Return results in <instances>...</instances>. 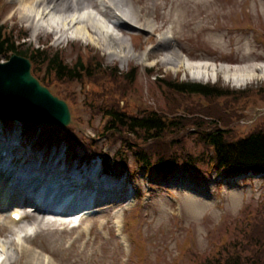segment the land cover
<instances>
[{
    "label": "rangeland",
    "instance_id": "374dc122",
    "mask_svg": "<svg viewBox=\"0 0 264 264\" xmlns=\"http://www.w3.org/2000/svg\"><path fill=\"white\" fill-rule=\"evenodd\" d=\"M124 2L138 14L140 7H144L134 0ZM21 4V0H2L0 25L8 32L26 28L30 32L29 44L46 46L52 52L62 49L67 63L77 60L81 47L89 46L90 51L101 55L104 66L116 67L122 74L138 67L139 74L131 88L135 87V91L124 101L119 94L115 95L130 111L142 108L166 111L172 103L153 83L155 77L146 72L152 68L157 76L172 74L180 81L219 84L229 89L230 95L219 99L194 96L180 101L183 108L180 114L186 108L213 114L221 111L222 122L206 131L226 130L229 139L237 140L264 130V97L253 92L264 87V77L245 79L234 75L233 70L212 75L177 68L166 63L171 50L164 46L165 40L171 41L173 48L192 62L230 67L264 63V0H146V15L133 21L138 28L132 30L114 24L122 20L104 19L95 12L110 34L126 39L139 54L148 52L146 63L132 59L124 65L118 60L112 62L105 43L83 39L84 32L73 25H67L60 45L53 42L48 25H60L61 18L54 23L48 18L40 30L36 29L33 21L21 18ZM88 51L83 54L88 55ZM51 91L61 99L66 95L70 98L66 101L71 109V124L66 128L44 126L27 137L24 123L1 120L0 134L5 139L21 138L20 149L11 155L15 160L23 155L29 164L42 157L49 164L60 156L71 168L88 169L102 165L100 156L106 157L111 169L108 177L115 185L104 188V195L110 200L98 204L80 226L74 223L75 216L66 222V215H54L49 210L39 215L40 219L57 221L47 228L44 221L40 224L43 229L33 225L30 216L12 225L10 212L19 208L3 207L0 240L13 242L11 260L28 264L32 257L21 258L16 248V242L28 235L33 241L26 245L52 264H213L217 254L226 263L230 252L252 257L250 264L264 263V227L257 225L258 222L264 225V175L228 174L211 163L198 164L195 168L183 162L172 172L157 173L139 166L133 157L129 158V170L122 172L114 157L119 142L112 145L99 136L103 118L85 109L81 84L54 83ZM69 128L73 129V142L68 144L64 139L71 133L67 131ZM195 130L190 127L179 138L186 141L183 146L187 149H184L193 156L206 152L195 139Z\"/></svg>",
    "mask_w": 264,
    "mask_h": 264
},
{
    "label": "trees",
    "instance_id": "16d2710c",
    "mask_svg": "<svg viewBox=\"0 0 264 264\" xmlns=\"http://www.w3.org/2000/svg\"><path fill=\"white\" fill-rule=\"evenodd\" d=\"M26 36V32L23 34H18L15 30L8 32L6 27L0 25V60L8 59L9 55L14 54L30 58L33 74L50 89L53 88L54 83L79 82L85 94V109L91 115H101L105 119L99 136L105 137L112 145L119 142L120 147L114 157L123 171L129 170V158L133 157L139 166L150 171L155 170L157 173L172 172L179 162H183L186 166L195 168L198 164L211 163L228 174L252 172L256 175H264V130L232 140L228 138V132L225 130L206 131L222 122L219 108H216L219 112L214 114L188 108L184 114H180L183 112L180 101L194 96L209 100L212 97L219 99L229 96V89L221 88L219 84L180 81L172 74L157 76L155 69L149 68L146 72L150 77H155L153 83L172 103L166 111L142 108L133 112L128 109L127 104L122 106L115 95L119 94L124 101L131 91H135V87L131 88L137 80L138 67H133L122 74L116 67L104 66L101 55L90 51L91 49L88 55L83 54V51L79 52L76 61L67 63L62 51L52 52L49 48L36 49L22 43V39ZM90 85L97 89H91ZM253 92L264 97V87ZM66 98L69 97L66 95L64 99ZM206 117L212 118L207 120ZM25 127V133L29 135L37 129L29 124ZM190 127L196 129L193 132L197 135L195 139L206 150L197 156L185 150L187 148L183 144L186 141L179 140L182 137L181 133H185ZM67 131L71 133L64 141L69 144L73 142V129L69 128ZM103 160L106 170L110 171L109 159L103 157ZM257 225L264 227L260 222ZM251 258L230 252V256L225 260L226 263L222 262L218 254L212 261L213 264H250Z\"/></svg>",
    "mask_w": 264,
    "mask_h": 264
},
{
    "label": "bare ground",
    "instance_id": "6f19581e",
    "mask_svg": "<svg viewBox=\"0 0 264 264\" xmlns=\"http://www.w3.org/2000/svg\"><path fill=\"white\" fill-rule=\"evenodd\" d=\"M2 0H0L1 3ZM21 7L20 8V16L22 19H27L28 21H33V24L36 25V29H41L43 27L42 23L45 22L46 19L51 18V22L54 23L55 19H60V25H53L50 24L51 29L54 31L63 32L67 28V25H73L78 30H82L84 32L83 39H87L93 42L102 41L106 45V49L112 58V62L118 60L123 65L129 63L130 60L134 59L139 64L146 63L148 59V52L145 51L142 54H139L133 50V47L126 39L117 38L114 34H110L107 29L105 28V23L102 20H99L95 12L101 15L104 19L113 18L116 20H122L123 23L119 26L121 29H134L138 28L136 24L133 22L135 19H140L144 17V14L147 6L146 0H134V3H139L144 7H140V13L138 14L135 12L133 8H131L124 0H21ZM4 6V2H3ZM194 13V12H193ZM194 15V14H192ZM63 16H66V20L62 19ZM136 20V22H137ZM42 26V27H41ZM45 26V25H44ZM72 26V27H73ZM46 27V26H45ZM86 41V40H85ZM164 46L171 50L166 55L165 61L167 64L175 66L177 68H184L192 71H198L203 73L211 72L212 75H216L219 72L222 73H229L231 70L235 73L234 75H241L245 79H256V78H263L264 77V63H257V64H246L244 66H235L230 67L227 65H214L209 62H192L187 59L184 55H182L179 51L173 48L171 41H164ZM193 79H201L198 76H193ZM3 140H0V149L2 148ZM3 149V148H2ZM18 146L11 145L8 147V151H10V155L13 152L19 150ZM13 155L7 158L8 164L10 166L13 165V171H17L21 173V171H25L27 168V157L23 155L19 157L17 160H12ZM38 160H32V163L36 164ZM20 162L22 163L20 165ZM14 163V164H13ZM9 166V167H10ZM8 167V168H9ZM39 170L34 173V170ZM70 168L62 169V167L50 164L49 166L45 163H41L40 168H33V174L29 178L28 181H25L24 178L16 176L13 179V176L10 180V174L8 173V169L5 173L1 172L0 174V210L5 207L9 206L10 208L13 207H22L21 204H25L23 206L31 207L32 211L24 210L22 212L23 218L28 216L34 219L33 225H39L42 221L45 222V227L50 226L51 224L56 223V220H43L44 218L40 219L39 215L42 214L41 208L34 204V200L28 197V194L32 192L35 193V190L42 191L46 187V191L51 194L53 191L57 190L62 184L60 177L67 180L69 187L63 188V192H68L66 196L73 198L74 200H78L81 198V195L84 193H90L87 199H83L82 201H89L94 198V196L101 192V190L106 186L107 188L111 189L115 184L108 179H100L98 182H91L89 179L83 182L77 183L76 181L72 180ZM44 174L40 176V173ZM88 174V173H87ZM97 174V173H96ZM97 175H95L96 177ZM18 177V178H17ZM83 177V176H82ZM21 178V179H19ZM77 181H81V177H75ZM56 185V187H51ZM76 191V192H74ZM61 194V195H62ZM79 195V196H78ZM9 196V204H7L6 200ZM23 201V202H22ZM65 205L66 201L63 200ZM7 204V205H5ZM14 212H20L18 210H13L10 213V221L9 223L12 225H16L12 219V214ZM89 211L84 213L87 214ZM85 217V216H84ZM88 217H85L80 224L87 220ZM23 222V219L22 221ZM2 223H0V230L3 231ZM4 225V224H3ZM32 225V226H33ZM8 226V225H7ZM10 227V226H8ZM42 229L44 227L40 226ZM38 234V232H37ZM30 236L25 235L23 238L16 242L17 252L21 255V258H31L27 263L28 264H52L51 260L49 259L46 261L42 257L40 252L34 251L32 247H28L26 244L32 242ZM13 242H6L0 240V253L1 256H6V260L9 261V264H23L18 263V261L11 260L13 256ZM38 246L37 244H34Z\"/></svg>",
    "mask_w": 264,
    "mask_h": 264
},
{
    "label": "water",
    "instance_id": "95a60500",
    "mask_svg": "<svg viewBox=\"0 0 264 264\" xmlns=\"http://www.w3.org/2000/svg\"><path fill=\"white\" fill-rule=\"evenodd\" d=\"M31 66L29 59L18 55L0 64V118L39 126H69L68 104L41 85Z\"/></svg>",
    "mask_w": 264,
    "mask_h": 264
}]
</instances>
